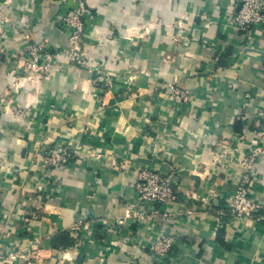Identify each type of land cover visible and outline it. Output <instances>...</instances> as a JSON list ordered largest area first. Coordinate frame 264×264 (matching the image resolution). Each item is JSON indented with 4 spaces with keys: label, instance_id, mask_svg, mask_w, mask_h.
Here are the masks:
<instances>
[{
    "label": "crops",
    "instance_id": "0c3cea01",
    "mask_svg": "<svg viewBox=\"0 0 264 264\" xmlns=\"http://www.w3.org/2000/svg\"><path fill=\"white\" fill-rule=\"evenodd\" d=\"M86 2L80 65L57 21L76 0H0V264H156L164 232L172 264H264V218L226 210L247 173L264 213V23L233 22L242 0ZM54 146L75 159L48 168ZM142 167L179 197L121 225L149 210Z\"/></svg>",
    "mask_w": 264,
    "mask_h": 264
},
{
    "label": "built area",
    "instance_id": "2783aa9c",
    "mask_svg": "<svg viewBox=\"0 0 264 264\" xmlns=\"http://www.w3.org/2000/svg\"><path fill=\"white\" fill-rule=\"evenodd\" d=\"M76 2L77 4L72 9L57 16L58 23L70 31L68 44L61 50V53L72 63L84 65L86 51L82 46V41L86 34L87 2L86 0H76ZM232 20L246 31L257 23H264V0H242V6L232 16ZM45 67H49V64H46ZM173 96L176 100L187 101L189 99L186 90L176 87H174ZM75 157L74 150L67 146H54L46 152L43 161L48 168L52 169L67 166ZM136 176L138 200L140 203L147 205L149 210L134 215L132 209L128 208L124 217L117 219V222L122 225L132 216L137 217L139 220H144L147 215L162 220L169 218L172 215L170 204L179 197L171 175L163 174L149 167H142L137 171ZM262 209V206L251 197L250 177L246 173L234 197L226 205V210L233 218L252 217L262 220L264 218ZM173 245V236L164 232L148 242L147 246L153 253L156 264H172L171 251Z\"/></svg>",
    "mask_w": 264,
    "mask_h": 264
}]
</instances>
